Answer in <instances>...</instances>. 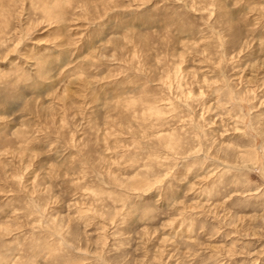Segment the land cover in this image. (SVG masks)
<instances>
[{"label":"rangeland","instance_id":"obj_1","mask_svg":"<svg viewBox=\"0 0 264 264\" xmlns=\"http://www.w3.org/2000/svg\"><path fill=\"white\" fill-rule=\"evenodd\" d=\"M0 264H264V0H0Z\"/></svg>","mask_w":264,"mask_h":264}]
</instances>
